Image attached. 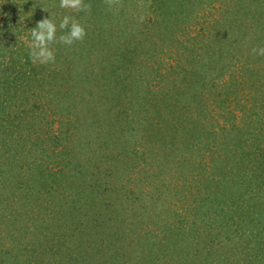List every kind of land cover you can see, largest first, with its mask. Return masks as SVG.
<instances>
[{
  "label": "rangeland",
  "instance_id": "1",
  "mask_svg": "<svg viewBox=\"0 0 264 264\" xmlns=\"http://www.w3.org/2000/svg\"><path fill=\"white\" fill-rule=\"evenodd\" d=\"M24 1L38 18H16ZM24 1L0 0V27L52 16L56 60L0 93V264H151L166 248V264H264V0H163V24L154 0H105L130 14L116 45L131 38L132 98L104 31L59 41L65 15L95 23L94 0Z\"/></svg>",
  "mask_w": 264,
  "mask_h": 264
},
{
  "label": "trees",
  "instance_id": "2",
  "mask_svg": "<svg viewBox=\"0 0 264 264\" xmlns=\"http://www.w3.org/2000/svg\"><path fill=\"white\" fill-rule=\"evenodd\" d=\"M17 1L21 2L22 0H17ZM94 1H95V5L98 8L97 12L95 10L94 11L89 10V13L84 14V17L88 21V23L90 22L91 24H93L95 22L93 25L85 28L87 31V34H88V39L93 38L94 35L97 36L98 34H101L104 31V33H105L104 36H108L107 41H106L108 45L105 48H103L102 50L104 53H106L108 55H111L114 52L113 53L114 57L118 58L119 60L124 59V61H122L121 67H119L122 70V75H123V72L125 70L127 71L128 69H130V67H129L130 65H131V67H134L136 69L138 63L135 64V62H138V61L133 60V57H131L133 52L131 51V49H129L130 43H131L130 39L132 38V33L130 31V27L128 28L127 27L128 25L127 26H125V25L121 26L122 22L125 21V19H126V18L124 19V17L125 16L130 17V14L129 13H128V15L123 14L121 16H118V18L115 15L111 16L112 11H109L110 8L105 7V5H106L105 3H107L108 0H107V2H105V0H94ZM130 1L136 2L137 0H130ZM158 1L159 0H154L152 2V7L154 8L153 12L155 13L156 11H160V12L162 11L160 16L161 17L163 16V20L162 19L160 20L159 15L156 17V19L159 18L158 23L163 24L165 17H166L165 4H163V0H161L160 2H158ZM84 2L86 3V1H84ZM185 3H186V1H184V4ZM21 4L22 5L18 6V8H19L18 12L20 11V16H18L16 18L23 17V19H27V21H30L31 18H34V19L38 18L37 13L32 14V12H31V10L33 9V6H35V4H33L31 2L28 4L25 1L23 3L21 2ZM174 8L177 9L176 6ZM36 9L37 8H35V12H39V11H36ZM87 16H89V17H87ZM158 23L155 22V24H158ZM105 25H109L108 28ZM117 25H119L121 27V31H123V33L126 34L127 37H129L131 35V38L128 40H125V37L122 35L124 42L122 43V45H119V47L117 46L119 44L117 41H118V39L120 41V36H121L120 33L121 32H119L120 29L117 30V27H116ZM30 27L33 28V25L31 26L30 24H27L24 21L17 23V20H15V19H13L10 22V25L8 27H5V28L0 27V85H1L0 86V88H1L0 93L3 94L4 96L7 92V90L10 93V90L8 89L10 87V85H12V84L25 85L28 82H32L35 78L36 73L34 72V70L30 69V70H28L27 73H24L25 71L22 70V69H29V66L32 63V59L29 55L30 51L27 50L29 46L24 40H21L22 36H28L29 37L30 32H28V29H30ZM168 27H169V25L167 24V27L165 29H167ZM16 30H18V31H16ZM17 37H18V40H21L20 42H18V45H8L6 47L5 44L9 40L16 39ZM116 42H117V45H116ZM74 44L76 45L75 42H74ZM5 50H7V53L4 52ZM3 53L5 54V57H4V55H2ZM1 56L3 57V59L1 58ZM122 78H123V80L119 83V85L121 87H119V88H121L122 93L126 94V96L131 95L130 98H132V95L134 94V92L137 88V85L134 86L133 88L130 87V81L131 80L129 79V75L128 76L123 75ZM183 84H185V83L183 82ZM182 88L183 87L178 88L177 91H180V92L177 93V97L178 98L183 97L185 99L191 97V96L186 97L185 95L188 92L181 91ZM141 99H144L139 104L140 108L142 110H144L143 113L145 111H149L150 109L155 110L157 108L155 106V104L152 103L153 101L156 100V98L151 97V99H152L151 100L147 97H142ZM161 100L164 101V100H169V99H165L163 97ZM226 130H227V128H226ZM242 143H243V141L241 140L240 143L236 144L237 146L239 145V147L233 149L230 152L229 157H231L232 155H234L236 157L239 156ZM239 162H240V160L237 161V163H239ZM240 164H243V163H240ZM228 165H229V162L227 161L223 165L224 169L227 168L226 166H228ZM249 165H251L250 162H249ZM251 166L255 167V169H256L257 165L253 164ZM243 168H246V166ZM230 170H233V169H230ZM257 171L260 173L261 176L264 175L263 171L261 170V167H259V169ZM80 192L83 193L82 191L79 190V193ZM75 212L76 211H74V213ZM45 217H46V215H45ZM77 228H79V227H77ZM76 229H72V231H75ZM170 229L171 228L169 227L168 230L171 231ZM129 232H131V231H129ZM125 236H127V235H125L123 233V237H125ZM120 237H122V236H120ZM122 239H117L116 241L122 243ZM112 243L115 244V239L112 240ZM76 245H77V243H76ZM93 247H94V245H93ZM177 251L178 250L175 251L176 254H178ZM165 253H166V255H165ZM157 254H160L159 258L158 259H152L153 261H150L151 264H166L164 262H161V259H163L164 256L174 255V252H172V248H166V250H164V252L162 249L157 251ZM79 259H80V257L77 256V254H76V256L74 257V260H75L74 263H77V260H79Z\"/></svg>",
  "mask_w": 264,
  "mask_h": 264
},
{
  "label": "clouds",
  "instance_id": "3",
  "mask_svg": "<svg viewBox=\"0 0 264 264\" xmlns=\"http://www.w3.org/2000/svg\"><path fill=\"white\" fill-rule=\"evenodd\" d=\"M60 7L64 9H75L77 11H88L89 4L84 0H60ZM51 16V14H50ZM60 29L68 31L59 37V41L66 45H73L74 42L83 41L87 35L85 27L80 24L75 17L65 15L59 24ZM31 40L29 42V55L33 63L42 65L54 64L56 56L54 51L49 47L50 44L57 40V25L52 19L45 18L37 23V26L30 30ZM253 52L257 55L264 56V47L254 48Z\"/></svg>",
  "mask_w": 264,
  "mask_h": 264
}]
</instances>
